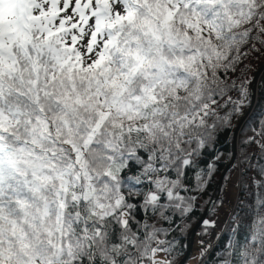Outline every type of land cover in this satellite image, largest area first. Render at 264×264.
I'll return each mask as SVG.
<instances>
[{
	"label": "snow or ice",
	"instance_id": "1",
	"mask_svg": "<svg viewBox=\"0 0 264 264\" xmlns=\"http://www.w3.org/2000/svg\"><path fill=\"white\" fill-rule=\"evenodd\" d=\"M257 45L264 0H0V264H176L214 179L200 256L264 264Z\"/></svg>",
	"mask_w": 264,
	"mask_h": 264
},
{
	"label": "trees",
	"instance_id": "2",
	"mask_svg": "<svg viewBox=\"0 0 264 264\" xmlns=\"http://www.w3.org/2000/svg\"><path fill=\"white\" fill-rule=\"evenodd\" d=\"M257 48L259 49L257 52H248L247 59L244 60V64L247 65V75L251 81L254 73L260 67L262 64H264V48H260L259 45H257ZM261 114H264V70L262 74L259 77V80L256 85V97H255V104L250 112L249 116L245 120L243 124H250L251 122H255L259 120V117ZM241 135L240 131L238 132L237 140L239 139V136ZM232 141V134H223L221 135L218 143L216 144V149L219 150L221 155L229 154L230 153V144ZM210 158V157H208ZM224 163H227L225 161ZM224 164H221V167L223 168ZM232 174L231 171H229L226 175ZM217 180H213L212 185L207 189V192L204 193V196L200 200V204L202 207H199L192 213V216L189 219V223L186 225V229L183 234H181L178 237V246H177V254L175 256L176 264L179 263V261L183 258L186 250V237L191 230V228L195 225L197 220L200 218L202 212H204L203 203L204 200L208 199L209 196H211L212 191L216 185ZM225 186V182H222V187L220 190L219 198L223 199V187ZM255 190H253V193ZM235 195H239L241 200L245 197V192L240 189L239 185H237V188H235ZM254 198V197H253ZM210 213L208 214L207 218H209ZM206 218V219H207ZM213 232H215L213 230ZM243 233L240 235V239H243ZM211 237L203 234V225H201L198 230L196 231L195 235V243L200 242L201 239L203 240H209ZM226 243V239L221 240L220 244ZM214 248H219V244H217L214 241ZM193 252H195V246L193 247ZM164 256V255H163ZM165 259V257H164ZM200 264H214L213 256L211 253L207 254L205 258L203 259L202 263Z\"/></svg>",
	"mask_w": 264,
	"mask_h": 264
},
{
	"label": "water",
	"instance_id": "3",
	"mask_svg": "<svg viewBox=\"0 0 264 264\" xmlns=\"http://www.w3.org/2000/svg\"><path fill=\"white\" fill-rule=\"evenodd\" d=\"M264 70V64L260 67H258V70H256V72L254 73L251 81H250V95H251V107H249L248 112H247V116L245 118V120L247 119V117L249 116L250 112L252 111L254 104H255V97H256V85L257 82L259 80V77L262 73V71ZM245 120L242 122L244 123ZM239 132V129L232 135V142L230 145V153H235L237 148H236V142L233 139V136L237 137V134ZM231 168H229L227 171H225L223 174L226 175L227 172L230 170ZM222 182L223 180H217L216 185L212 191L211 194V200L212 202H215L218 197H219V193H220V189L222 186ZM212 207L211 204H209L207 206L208 209H210ZM210 212L208 210H206L204 208V212H202L200 218L197 220V222L195 223V225L191 228V230L189 231L187 237H186V250H185V254L183 256V258L179 261L178 264H181V262H183V264H186V262L189 260L191 254H192V246H193V241H194V237H195V233L198 230V228L202 225V220L206 219L208 214Z\"/></svg>",
	"mask_w": 264,
	"mask_h": 264
},
{
	"label": "rangeland",
	"instance_id": "4",
	"mask_svg": "<svg viewBox=\"0 0 264 264\" xmlns=\"http://www.w3.org/2000/svg\"><path fill=\"white\" fill-rule=\"evenodd\" d=\"M263 65V64H262ZM261 65V66H262ZM258 70V69H257ZM263 72V71H262ZM262 74V73H261ZM233 135V134H232ZM237 136H238V134H237ZM236 139H237V137H236ZM232 142V141H231ZM231 145V144H230ZM236 148H237V146H236ZM229 171H231V169L229 170ZM228 171V172H229ZM227 172V173H228ZM233 179H235V175L233 174ZM222 187V186H221ZM237 188V187H236ZM221 190V189H220ZM220 194V193H219ZM234 196H236L235 195V188H229V191H228V199L231 201V200H233V198H234ZM219 198V197H218ZM223 198H224V193H223ZM218 224H219V222H218ZM217 230H219V228L218 229H215L214 231H217ZM195 235H196V233H195ZM205 241H208V240H205ZM213 245H214V241H213ZM195 246V252H193V247ZM198 246H199V244L198 243H195V237H194V241H193V246H192V254H191V256H190V258H189V260L186 262V264H200V263H202V261H203V259L205 258V256L202 258L201 256H200V254H199V251H198ZM157 259H161V260H163L164 259V256H163V254H161V255H159L158 257H157Z\"/></svg>",
	"mask_w": 264,
	"mask_h": 264
}]
</instances>
